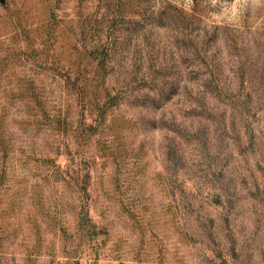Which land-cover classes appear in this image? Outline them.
Returning a JSON list of instances; mask_svg holds the SVG:
<instances>
[{"label":"rangeland","instance_id":"374dc122","mask_svg":"<svg viewBox=\"0 0 264 264\" xmlns=\"http://www.w3.org/2000/svg\"><path fill=\"white\" fill-rule=\"evenodd\" d=\"M0 264H264V3L0 0Z\"/></svg>","mask_w":264,"mask_h":264},{"label":"clouds","instance_id":"9594fccd","mask_svg":"<svg viewBox=\"0 0 264 264\" xmlns=\"http://www.w3.org/2000/svg\"><path fill=\"white\" fill-rule=\"evenodd\" d=\"M188 2L190 4L191 0H188ZM213 3H215V0H213ZM236 3L241 5H247L249 3L253 5H260L264 3V0H236ZM226 19L230 25L240 27V13L238 11H233L229 16L226 17Z\"/></svg>","mask_w":264,"mask_h":264}]
</instances>
